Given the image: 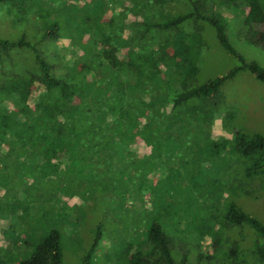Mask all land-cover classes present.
Wrapping results in <instances>:
<instances>
[{"label":"trees","instance_id":"obj_1","mask_svg":"<svg viewBox=\"0 0 264 264\" xmlns=\"http://www.w3.org/2000/svg\"><path fill=\"white\" fill-rule=\"evenodd\" d=\"M91 1L96 6L90 15L86 4L89 15L82 23L77 21L79 14L73 6L69 17L55 14L49 18L50 13H44L37 0L11 1L18 19L35 7L33 11L46 23L38 35L39 44L59 38L63 31L66 34L67 25L69 33L80 32V38L90 30L85 34L86 42L78 44L72 58L66 59L63 73H55L54 58L59 57L56 52L38 50L23 36L0 38L1 68L11 63L15 48V53L21 49L30 51L32 59L30 67L20 72L5 73L0 68V148H6L0 152V159L14 155L27 160L38 173L33 181L39 182L40 189L33 203L40 200L35 217L42 220L41 225L34 226L33 231L29 229L31 220L24 204V217H20L23 229L10 233L9 245L31 247L16 264H60L59 232L47 227L48 230L45 223L53 215L51 200L43 198L45 184L68 194L87 186H114L117 197H123L131 186L135 194L147 196L141 203L136 202L138 212L148 213L153 206L163 212L203 206L206 189L203 178L195 174L199 171L194 165L196 157L189 153L185 156L187 163L182 164L178 157L180 161L174 162L173 146L190 148L200 139L207 140L194 134L195 127L199 125L202 133L204 126L213 125L223 80L245 69L264 85V69L243 60L234 50L218 10L222 6L235 10L243 3L246 12L240 21L244 36L248 33L250 42L264 46L262 0H153L162 5L159 19L141 18L135 21L139 28L133 32L123 28L122 18L127 9L137 14L138 0H110L112 6L124 9L116 28L112 17L101 19L107 8L104 1ZM124 2L127 5L123 6ZM172 3L177 4L175 9L168 5ZM65 19L67 24L63 25ZM203 23L212 28L218 44L235 56L238 64L223 75L196 83L197 61L204 46ZM87 24L90 25L85 27ZM122 31L125 35L120 34ZM32 85L42 90L32 95ZM230 139L232 151L239 160L247 161V177L264 178V137L235 131ZM7 185L5 182V189L0 188L3 194L10 193L11 186ZM54 210L55 214L60 212ZM223 219L227 226L244 224L253 232L251 254L256 264H264V224L232 203ZM137 220L143 222L142 238L128 251L123 264H188L173 254L172 239L153 215L138 213ZM37 226L41 233L35 236ZM98 239L96 229L80 264H91L89 257ZM9 245L1 234L0 257L12 259ZM234 248H223L221 253L227 255ZM201 258L210 260L207 255Z\"/></svg>","mask_w":264,"mask_h":264},{"label":"rangeland","instance_id":"obj_2","mask_svg":"<svg viewBox=\"0 0 264 264\" xmlns=\"http://www.w3.org/2000/svg\"><path fill=\"white\" fill-rule=\"evenodd\" d=\"M11 1L0 0V38L11 40L23 36L38 50L56 52L59 57L54 58L57 60L53 64L54 70L57 74L63 73L67 66L66 59L72 58V51L78 44L86 42L85 34L90 30H82L86 33L83 36L81 34L80 38V32L74 31L70 34L71 29L67 25L66 34L63 31L59 38L39 44L38 35L46 23L33 11L35 7L18 19V13ZM103 1L107 8L101 19L108 20L112 17L113 26L116 28L115 23L122 18L120 11L124 9L119 6L121 3L117 4L119 8H116L112 6L110 0ZM87 3L90 14L96 6L95 1L37 0L42 11L46 14L50 13L49 18H53L55 14L69 17V13H72L71 6H73L77 9L79 16L76 19L80 23L89 15ZM138 4L136 15L127 9L126 15L122 18L125 23L123 28L129 32L139 28L135 21L141 18L159 19L162 5L155 4L153 0H138ZM124 5L127 4L124 2ZM168 5L175 9L173 6L177 4ZM262 8L264 11V0H262ZM212 10L215 9L212 8ZM218 10H220L219 15L226 22L225 31L234 50L243 60L253 62L264 69V46L250 42L248 33L244 36L245 29L241 26L240 20L246 12L245 5L241 3L235 10L222 6ZM84 13L87 14L83 16ZM66 20L63 25L67 24ZM90 20L92 24L93 18ZM262 26L264 27V22ZM120 34L125 35V31ZM201 35L204 46L197 61L196 83L223 75L238 64L237 58L218 44L212 28L207 23H203ZM16 50L18 49L12 50L11 63H4V67H0L1 70L5 69V73L20 72L23 68L30 67L32 60L30 51L28 53L25 49H21V52L15 53ZM30 89L31 94H35L41 91L42 87L32 85ZM220 92L221 102L214 114L213 125L204 126L202 133L199 132V125L195 127L194 134L206 137L207 140L203 139L207 143L200 139L190 148L178 149L174 145L172 149L174 162L182 159V164L187 163L185 156L189 153L196 157L194 165L199 171L195 174L198 178H203L206 189V195L201 201L203 206L180 207L176 209V212L174 210L163 212L153 206V209L146 213L137 211L136 202L141 203V199L145 200L147 196L135 194L134 187L131 186L125 191L123 197H117V192L113 190L114 186L111 188L87 186L83 189L77 188L72 194L62 192L57 186L54 188H49L47 184H45L46 187L43 186L47 189L43 190V198L51 200L52 203L49 204L53 206V215L45 220V223L48 222L46 228H54L60 235V264H80L88 251L96 229L99 232V239L90 254V263L123 264L125 256L129 254L128 251L134 248L142 238L141 232L144 226H142L143 222L137 220L138 213L139 216L153 215L157 219L174 243L173 254L184 258L188 264H222V261L224 264H256L250 251L254 238L253 232L244 224L243 226H227L223 217L228 205L232 203L242 212L264 224V178L247 177L245 174L247 161L239 160L238 155L232 151L230 139L235 131L247 135L259 134L264 137V85L248 70L242 69L222 81ZM5 150V146L0 148V152ZM34 177L37 179L38 173L27 160L14 155L0 159V188L5 189V182L11 186L9 194L6 192L3 194L0 189V235L6 238V245L10 244L8 241L11 239V232L17 234L23 229L20 223V217H24L21 212L22 205L28 206L27 215L31 220L30 224L28 223L29 229L33 231L34 226L41 225L42 220L38 221L35 217L40 200L35 203L33 201L36 199L37 190L40 189L39 182L33 181ZM73 183L72 181L68 184ZM199 188L201 189V185ZM54 209L60 212L55 214ZM39 233L41 229L37 226L34 235L37 236ZM225 238L230 244L224 240ZM233 241L236 248L232 246ZM231 247L234 248L232 252L222 255L223 248L227 250ZM9 248L12 251V259L0 257V264H16L19 258L31 251L30 246L24 248V245L19 244L14 247L9 245ZM202 255L210 256V260H204L201 258Z\"/></svg>","mask_w":264,"mask_h":264}]
</instances>
